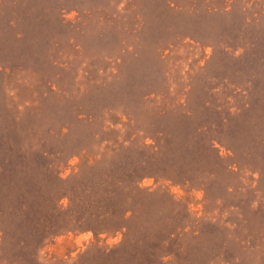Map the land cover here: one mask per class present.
I'll return each mask as SVG.
<instances>
[{
	"label": "rangeland",
	"instance_id": "obj_1",
	"mask_svg": "<svg viewBox=\"0 0 264 264\" xmlns=\"http://www.w3.org/2000/svg\"><path fill=\"white\" fill-rule=\"evenodd\" d=\"M0 264H264V0H0Z\"/></svg>",
	"mask_w": 264,
	"mask_h": 264
}]
</instances>
